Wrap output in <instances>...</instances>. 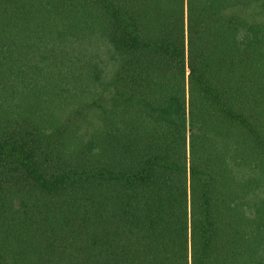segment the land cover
I'll return each instance as SVG.
<instances>
[{
    "label": "trees",
    "instance_id": "16d2710c",
    "mask_svg": "<svg viewBox=\"0 0 264 264\" xmlns=\"http://www.w3.org/2000/svg\"><path fill=\"white\" fill-rule=\"evenodd\" d=\"M0 264H264V0H0Z\"/></svg>",
    "mask_w": 264,
    "mask_h": 264
}]
</instances>
